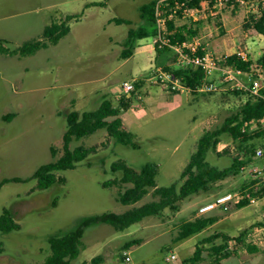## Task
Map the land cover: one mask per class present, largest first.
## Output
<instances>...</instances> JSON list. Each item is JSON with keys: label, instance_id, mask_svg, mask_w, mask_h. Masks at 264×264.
Masks as SVG:
<instances>
[{"label": "rangeland", "instance_id": "rangeland-1", "mask_svg": "<svg viewBox=\"0 0 264 264\" xmlns=\"http://www.w3.org/2000/svg\"><path fill=\"white\" fill-rule=\"evenodd\" d=\"M98 1L105 5H91ZM149 1L0 0L1 45L9 51L27 40L41 39L46 25L81 14L79 19L67 22L69 32L55 44L48 43L24 56L0 51V180L14 176L26 179L0 186V214L7 207L20 224L18 229L0 231V264H43L50 252L49 236L75 228L86 216L122 212L153 199L148 193L133 204L119 202L118 188L103 185L121 174L120 170L112 171L111 163L124 159L138 169L146 161H153L158 165L157 184L168 185L178 179L199 136L219 126L247 99V93L232 90L247 89L254 81L259 89L264 87V71L258 64L264 53V35L247 25L258 5L264 6V0L202 2L207 10L196 12V19L202 21L198 37L205 50L218 59L242 48L252 61V69L237 73L239 81H225L215 71L208 75L214 87L197 93L186 88L168 90L170 77L162 65L172 62L173 55L167 52L156 56L152 35L137 40L132 55L121 57L122 41L130 28L142 23L139 7ZM210 9L214 14L209 13ZM116 17L128 22L116 23ZM190 20L184 15L176 23ZM133 80H140L133 93L112 90V86L120 88L124 81ZM123 96L130 98V104L120 113L123 126L136 135L140 147L119 144L105 129H98L72 140L71 147L94 145L96 151L73 168L58 170L64 183L34 188L36 180L30 176L35 169L62 153L67 112L94 109L104 97L118 105ZM10 112L15 115L4 119L3 115ZM224 142L209 156L210 162L220 167L227 166L238 152L230 139ZM253 160L237 175L185 197L177 210L165 208L122 230L108 223L88 226L82 236V249L69 264H91L97 255L114 262L124 251L131 255L132 264H210L217 256L211 255L210 246L221 243L220 237L201 241L204 250L199 262L192 263L188 258L200 239L216 232L230 236L227 246L235 251L234 255L221 257L220 264H264V196L240 208L225 210L218 206L199 211L207 201L228 191L235 202L242 184L251 179L260 182L255 169L262 166L264 157ZM211 215L217 216L214 223L176 240L181 222ZM241 233H245L243 241L233 239ZM132 240L137 241L124 248ZM247 243L258 249L250 251ZM171 254L175 257L170 258Z\"/></svg>", "mask_w": 264, "mask_h": 264}, {"label": "trees", "instance_id": "trees-1", "mask_svg": "<svg viewBox=\"0 0 264 264\" xmlns=\"http://www.w3.org/2000/svg\"><path fill=\"white\" fill-rule=\"evenodd\" d=\"M159 0H150L139 7L142 23L128 30L122 41L123 49L121 57L126 58L133 54L137 40L156 34V4ZM203 1L207 0H162V15L166 16L167 30L164 35L167 43L161 47L155 43L154 50L156 56L164 55L167 52L173 55L172 62H164L163 69L172 75L186 89L191 92L201 91L204 83H210L208 75L204 68L199 65L180 64L176 61V54L170 45L181 44L185 40H192L198 37L201 19H192L181 24L176 23L177 18L184 16L185 8H200ZM215 0H208L211 4ZM91 5H105L104 1L92 2ZM172 17L169 18V14ZM81 14H73L66 16L61 22H52L46 25L42 31L41 39H31L23 42L17 48L7 50L2 46L4 40L0 39V51L10 54H18L19 56L30 55L38 49L46 47L48 43L55 44L59 39L67 34L70 26L67 23L70 19H79ZM116 23L128 22L124 18H113ZM221 24V23H220ZM249 27L255 29L258 33L264 35V6L258 5L256 13L250 15ZM204 45L201 43L199 53L205 52ZM173 53V54H172ZM159 57V56H158ZM223 55L218 58L222 60ZM225 63L232 65L234 68L243 72H250L252 69V61L241 59L237 54L232 53L225 58ZM258 64L264 71V53L259 57ZM140 80L135 81L132 93L139 87ZM167 88L170 91L179 92L180 90L172 88L168 82ZM250 90L238 88L232 92L240 94L247 93V99L238 107V109L230 114L217 127L205 130L197 139L196 147L190 154L189 159L180 171L178 179L168 185H158L156 176L158 173V165L153 161H146L138 169L130 166L124 159H117L111 163L112 171H121L120 176H114L103 182V185H115L118 188L117 200L122 204H133L148 193H151L153 199L145 201L140 205H133L122 212L105 211L99 214H92L84 217L78 225L63 233L53 234L48 237L50 252L45 257L43 264H69L71 259L75 258L82 249V236L84 230L95 223H108L116 230H122L130 224L140 221L149 215H158L165 208L177 210L179 202L185 197L214 187L218 182L228 177L237 175L245 166L251 165L254 160V153L258 146L263 145L264 141V87L260 89L261 95L250 94ZM130 104L129 96H123L119 100V104L115 105L110 98L104 97L98 106L90 110H70L66 114V129L62 137V153L57 158L41 164L30 176L36 180L34 188L47 189L53 183H64V176L57 174L58 170H66L73 168L75 163L86 158L90 153L96 151V147L76 145L71 147L70 144L74 139H80L87 136L98 129H105L107 135L115 142L128 145L133 149H138L140 144L136 140V135L127 130L123 126V120L120 115L122 109H126ZM13 114L5 116L9 119ZM244 127V130L242 129ZM230 139L237 145V154L231 157V161L227 166L220 167L210 162L211 153H216L219 143ZM54 147H51V154L55 155ZM26 180L21 177L14 176L12 178H3L0 180V186L8 181ZM240 198L233 202H227V209L240 208L247 205L250 198H260L264 196V183L258 182L256 179L242 184L240 186ZM226 193H231L228 191ZM211 202V201H207ZM226 209V210H227ZM217 220V216H195L180 223L176 240L190 237ZM19 223L14 218L9 208H3L0 214V231L6 232L19 228ZM244 234H238L236 241H243ZM222 238L223 241L210 246L211 255H217L210 264H220L221 257L234 255L235 251L229 250L227 241L232 239L223 232L212 233L202 239L196 245L193 254L188 258L192 263L199 262L203 258V246L201 241H211L215 238ZM137 240H132L124 245V248ZM250 251H256L258 248L250 243L246 244ZM208 249V248H207ZM101 256H94L91 264L105 262Z\"/></svg>", "mask_w": 264, "mask_h": 264}, {"label": "built area", "instance_id": "built-area-1", "mask_svg": "<svg viewBox=\"0 0 264 264\" xmlns=\"http://www.w3.org/2000/svg\"><path fill=\"white\" fill-rule=\"evenodd\" d=\"M228 1V0H226ZM240 2H247L248 0H238ZM162 0H159L156 4L155 10V17H156V34L153 36L154 43H158V46L161 47L162 44L167 43V38L165 37L164 33L167 30L166 26V16L162 15ZM215 6V5H214ZM203 3L201 4L200 8H185L183 10L184 15H189L192 19H196V12H203L204 10ZM207 10V9H205ZM208 13V12H207ZM209 13L212 15L214 14L213 10H209ZM205 16V12L202 14ZM169 18L172 17V13L169 14ZM155 45V44H154ZM201 46V41L199 37H196L192 40H185L181 44L178 45H170L174 53L176 54V61L180 64H192V65H199L206 71L207 75L218 71L219 74L222 76V79L225 81H232L238 80L237 73H241V70L234 68L232 65L225 63V58L228 56L224 54L222 60L219 61L211 52L205 51L203 53H199V48ZM205 48V47H204ZM235 54H237L241 59H247V53L242 48H237L234 50ZM169 74V73H168ZM170 77V85L172 88L183 90V87L176 79H173L172 75L169 74ZM239 81V80H238ZM135 85V80L133 81H124L122 86L119 88L123 92H130L131 89ZM214 87L213 82L204 83L201 89L211 88ZM248 88L253 94L261 95L260 89L258 86V82L254 81L253 84L246 87ZM262 122L264 123V117L262 118ZM244 130V127L242 128ZM255 158H262L264 157V141L263 145L258 146L254 153ZM255 171L259 174V181L264 183V162L262 166L256 168ZM233 196L231 193L223 194L216 197L213 201L208 202L199 207V211L204 213L206 211L212 210L218 206L222 207L223 209H227V202L233 200ZM256 198H250V202H254ZM264 220V216H263ZM175 255L171 254L170 258H174ZM97 264H132V258L128 251H124L123 254L115 259L114 262H99Z\"/></svg>", "mask_w": 264, "mask_h": 264}, {"label": "crops", "instance_id": "crops-1", "mask_svg": "<svg viewBox=\"0 0 264 264\" xmlns=\"http://www.w3.org/2000/svg\"><path fill=\"white\" fill-rule=\"evenodd\" d=\"M112 90H113V91H119L120 89H119L118 86H112ZM11 113H12L13 115H15L13 112H10L9 114H11ZM9 114L7 113V115H3V116L5 117V116H8ZM10 117H11V116H10ZM9 119H10V118H9Z\"/></svg>", "mask_w": 264, "mask_h": 264}]
</instances>
